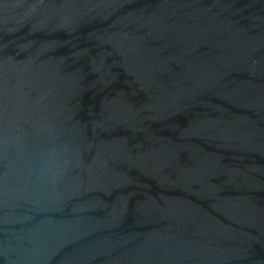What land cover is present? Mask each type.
<instances>
[{
	"label": "water",
	"instance_id": "95a60500",
	"mask_svg": "<svg viewBox=\"0 0 264 264\" xmlns=\"http://www.w3.org/2000/svg\"><path fill=\"white\" fill-rule=\"evenodd\" d=\"M0 264H264V0H0Z\"/></svg>",
	"mask_w": 264,
	"mask_h": 264
}]
</instances>
